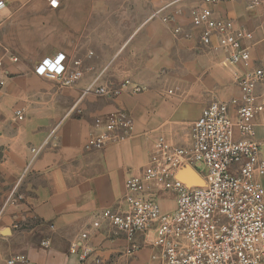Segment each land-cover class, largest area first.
I'll list each match as a JSON object with an SVG mask.
<instances>
[{
  "label": "crops",
  "instance_id": "crops-1",
  "mask_svg": "<svg viewBox=\"0 0 264 264\" xmlns=\"http://www.w3.org/2000/svg\"><path fill=\"white\" fill-rule=\"evenodd\" d=\"M203 6L204 0H60L54 8L50 0H5L0 10V80L5 81L0 264L18 254L27 264H158L152 259L153 231L137 234L140 249L128 254L126 236L102 212L126 209V181L144 174L158 137L189 148L203 109L240 96L246 73L264 71V0L211 6L214 19L253 33L247 42L251 57L239 64L228 61L224 48L214 47L216 38L212 46L202 43L203 27L193 25L190 12ZM177 10L174 21L161 20ZM179 26L188 36L176 35ZM60 54L69 71L82 72L71 86L36 73L43 60ZM95 79L94 86L119 91L98 95L88 89ZM126 81L129 85L121 87ZM135 86L142 90L135 92ZM257 93L264 94V80ZM116 110L133 119L129 137L86 149L90 134L102 129L97 120ZM255 139L264 158V110L255 117ZM33 147H42L36 157ZM183 176L189 178L187 172ZM256 179L264 189V175ZM144 196L156 200L162 212L176 209L177 194L156 183ZM75 242L93 248L85 262L71 253Z\"/></svg>",
  "mask_w": 264,
  "mask_h": 264
},
{
  "label": "built area",
  "instance_id": "built-area-1",
  "mask_svg": "<svg viewBox=\"0 0 264 264\" xmlns=\"http://www.w3.org/2000/svg\"><path fill=\"white\" fill-rule=\"evenodd\" d=\"M234 1L204 0L205 6L194 7L190 16L194 26L203 27L201 40L205 46H212L216 38L218 44L214 47L224 48L228 61L239 64L251 57L247 42L253 39V33L233 26L229 20L214 19L211 7ZM59 3L60 0H50L51 7L56 8ZM4 7L5 0H0V10ZM179 13L177 10L175 15H161V20L169 23ZM175 32L188 36L181 26ZM64 59L63 54L46 58L36 67V73L71 86L82 72L69 71ZM263 80L262 69L250 70L240 81L244 89L240 96L206 106L193 124V143L189 148L174 146L163 136L157 138L144 174L126 181V209L102 212L126 236L130 244L128 254L140 249L135 243L137 234L153 231L152 245L157 252L152 259L158 264H264V189L256 179L264 175V158L261 143L255 139V117L264 110V94L257 93V86ZM95 82L97 79L88 89L98 95L113 96L119 91L94 86ZM129 83L126 81L121 87ZM4 85L5 81L0 80V92ZM141 90L134 87L135 92ZM232 107L236 110L234 117ZM16 116L23 119L21 111ZM101 124L100 131L90 134L86 149H102L108 143L126 139L134 126L132 117L124 110L109 113L104 121L98 119L97 126ZM41 150L42 147H33V157ZM185 166L195 171L206 185L187 184L179 179L177 173ZM150 183L177 194L174 211L162 212L156 200L144 196ZM16 189L17 185L9 199L15 196ZM42 244L48 246L49 241ZM93 252L92 247L81 242L71 246V253L77 254L81 262ZM8 263L27 264V259L18 254ZM97 263L104 264L100 260Z\"/></svg>",
  "mask_w": 264,
  "mask_h": 264
},
{
  "label": "water",
  "instance_id": "water-1",
  "mask_svg": "<svg viewBox=\"0 0 264 264\" xmlns=\"http://www.w3.org/2000/svg\"><path fill=\"white\" fill-rule=\"evenodd\" d=\"M187 172L189 174V178H185L183 175ZM177 177L187 184H193V185H203L202 178L193 171L189 166H185L182 169H180L177 173Z\"/></svg>",
  "mask_w": 264,
  "mask_h": 264
},
{
  "label": "bare ground",
  "instance_id": "bare-ground-1",
  "mask_svg": "<svg viewBox=\"0 0 264 264\" xmlns=\"http://www.w3.org/2000/svg\"><path fill=\"white\" fill-rule=\"evenodd\" d=\"M203 185H206V183H205V182H203Z\"/></svg>",
  "mask_w": 264,
  "mask_h": 264
}]
</instances>
